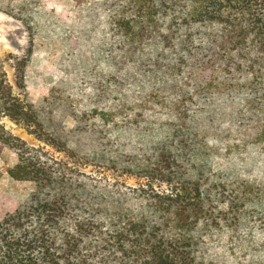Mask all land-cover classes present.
I'll return each mask as SVG.
<instances>
[{"label": "trees", "instance_id": "trees-1", "mask_svg": "<svg viewBox=\"0 0 264 264\" xmlns=\"http://www.w3.org/2000/svg\"><path fill=\"white\" fill-rule=\"evenodd\" d=\"M102 6L106 63L80 95L24 100L0 60V145L19 154L10 176L35 183L0 217V264H227L212 254L218 235L241 263L264 264V179L218 162L209 133L225 102L255 114L264 98V0ZM0 9L14 8L0 0ZM26 59L16 70L22 87ZM7 116L83 163L161 179L171 190L115 186L45 158L5 128Z\"/></svg>", "mask_w": 264, "mask_h": 264}, {"label": "rangeland", "instance_id": "rangeland-1", "mask_svg": "<svg viewBox=\"0 0 264 264\" xmlns=\"http://www.w3.org/2000/svg\"><path fill=\"white\" fill-rule=\"evenodd\" d=\"M102 1L39 0L40 7L32 11L16 6L22 0H4L14 9L13 13L0 9V60L18 97L40 103L52 95L74 97L88 88L93 72L106 63L107 17ZM23 58H27L28 69L24 87L16 71ZM242 105L227 101L224 109L217 112L215 125L209 129L216 141L214 154L218 162L264 179V98L254 101L255 114L245 105L240 111ZM248 114L253 115L252 122H248ZM2 123L28 147L40 150L43 157L67 162L93 179L128 189L171 190L172 183L161 179L83 163L39 139L25 123L8 116L2 118ZM74 123L72 116L65 118L67 129ZM18 161L14 148L0 145V217L15 210L35 188L31 180L10 176L8 169ZM211 250L214 258L224 256L227 264H246L240 262V252L229 246L226 235H218Z\"/></svg>", "mask_w": 264, "mask_h": 264}]
</instances>
